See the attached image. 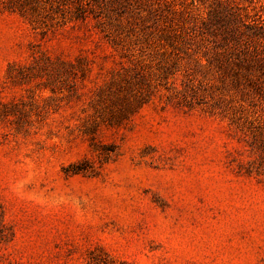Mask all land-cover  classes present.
Listing matches in <instances>:
<instances>
[{"label": "rangeland", "instance_id": "rangeland-1", "mask_svg": "<svg viewBox=\"0 0 264 264\" xmlns=\"http://www.w3.org/2000/svg\"><path fill=\"white\" fill-rule=\"evenodd\" d=\"M1 103L0 264H264V0H0Z\"/></svg>", "mask_w": 264, "mask_h": 264}, {"label": "trees", "instance_id": "trees-1", "mask_svg": "<svg viewBox=\"0 0 264 264\" xmlns=\"http://www.w3.org/2000/svg\"><path fill=\"white\" fill-rule=\"evenodd\" d=\"M229 15V14H228ZM213 21L215 22V25L217 29L221 30L220 37H221V48L223 49L222 52H220V56L224 58L225 61L229 60L233 63V66L235 67H242L246 66L244 70L248 69V64L251 62H256L259 59H248V51L245 49H241V44L239 43V38L241 36V33L239 29L234 25V22H232V19L228 16H225L223 13V10L212 13ZM211 20V19H210ZM252 28H249V30ZM207 30V29H206ZM241 49V50H240ZM42 58H47V56H43ZM41 58L38 60V64L40 63ZM37 63V61H36ZM55 65L47 66H41L39 65V69L46 74H49L52 72L51 76L54 75H60V74H69L74 75V72L76 73V67L70 63L69 61L64 60H58ZM49 68V70L47 69ZM38 70V71H40ZM15 71V73H14ZM17 75H22L21 68L14 70V65L10 66L8 69V78H11V82L13 83L16 79ZM24 110L20 109L17 105L14 104H8V103H1L0 104V117H3L5 119L9 117H14V124L17 129H21V120L24 115Z\"/></svg>", "mask_w": 264, "mask_h": 264}]
</instances>
